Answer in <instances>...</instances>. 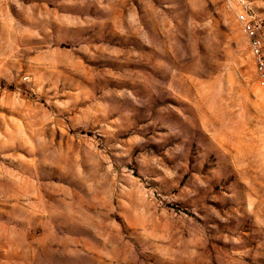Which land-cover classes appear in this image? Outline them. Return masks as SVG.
<instances>
[{"label":"rangeland","instance_id":"1","mask_svg":"<svg viewBox=\"0 0 264 264\" xmlns=\"http://www.w3.org/2000/svg\"><path fill=\"white\" fill-rule=\"evenodd\" d=\"M264 0H0V264H264Z\"/></svg>","mask_w":264,"mask_h":264},{"label":"built area","instance_id":"2","mask_svg":"<svg viewBox=\"0 0 264 264\" xmlns=\"http://www.w3.org/2000/svg\"><path fill=\"white\" fill-rule=\"evenodd\" d=\"M235 19L246 37L249 53L255 66L257 82L264 90V36L260 34L259 25L247 11H237Z\"/></svg>","mask_w":264,"mask_h":264}]
</instances>
